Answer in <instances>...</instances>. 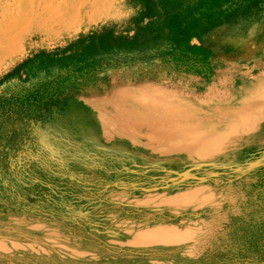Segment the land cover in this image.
Masks as SVG:
<instances>
[{
    "label": "rangeland",
    "instance_id": "rangeland-1",
    "mask_svg": "<svg viewBox=\"0 0 264 264\" xmlns=\"http://www.w3.org/2000/svg\"><path fill=\"white\" fill-rule=\"evenodd\" d=\"M0 264H264V0H0Z\"/></svg>",
    "mask_w": 264,
    "mask_h": 264
},
{
    "label": "bare ground",
    "instance_id": "bare-ground-1",
    "mask_svg": "<svg viewBox=\"0 0 264 264\" xmlns=\"http://www.w3.org/2000/svg\"><path fill=\"white\" fill-rule=\"evenodd\" d=\"M17 2H18V1H17ZM13 33H14V32H13ZM7 34H8V32H7ZM7 34H6V35H7ZM8 35H9V34H8ZM16 35H17V34H16ZM8 39H9V38H8ZM11 39H12V36H11ZM4 41H5V40H4ZM12 41H14V40H12ZM7 43H8V42H7ZM8 44H9V43H8ZM16 45H17V44H16ZM13 46H14V45H13ZM10 49H11V48H10ZM7 51H8V49H7ZM80 125H81V124H80ZM69 128H70V127H69ZM81 129H82V128H81ZM75 130L80 131V130L77 129V128H76ZM80 132H81V131H80ZM82 133H83V132H82ZM83 134H84V133H83ZM122 152H123V151H122Z\"/></svg>",
    "mask_w": 264,
    "mask_h": 264
}]
</instances>
